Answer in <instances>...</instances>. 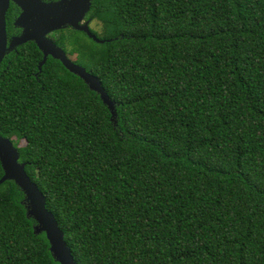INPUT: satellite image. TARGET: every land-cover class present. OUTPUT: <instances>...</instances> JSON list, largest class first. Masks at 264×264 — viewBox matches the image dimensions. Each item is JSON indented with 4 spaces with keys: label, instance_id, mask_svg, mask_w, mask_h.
Returning <instances> with one entry per match:
<instances>
[{
    "label": "trees",
    "instance_id": "1",
    "mask_svg": "<svg viewBox=\"0 0 264 264\" xmlns=\"http://www.w3.org/2000/svg\"><path fill=\"white\" fill-rule=\"evenodd\" d=\"M102 44L49 35L0 64V135L76 264H264V0H93ZM23 146H19L20 142ZM3 172L0 165V178ZM0 185V264H59Z\"/></svg>",
    "mask_w": 264,
    "mask_h": 264
},
{
    "label": "water",
    "instance_id": "2",
    "mask_svg": "<svg viewBox=\"0 0 264 264\" xmlns=\"http://www.w3.org/2000/svg\"><path fill=\"white\" fill-rule=\"evenodd\" d=\"M10 1L21 9L16 25L23 28V33L19 38L14 39L10 47H7L5 18ZM92 1L58 0L45 3L41 0H0V63L15 46L33 42L42 53L38 73L48 57L59 61L69 73L81 79L90 91L99 96L113 120L116 117L115 102L109 98L100 80L87 72L84 67L74 63L60 47L47 38V35L55 31L71 28L85 33L94 42L102 44L104 41L97 39L89 30L88 22L82 24ZM0 165L3 172L0 185L12 181L22 191L26 215L35 222L34 234H45L53 259L59 264H76L55 217L45 207V197L27 176L25 164L19 162L18 149L14 147L11 139L1 135Z\"/></svg>",
    "mask_w": 264,
    "mask_h": 264
},
{
    "label": "flooded vegetation",
    "instance_id": "3",
    "mask_svg": "<svg viewBox=\"0 0 264 264\" xmlns=\"http://www.w3.org/2000/svg\"><path fill=\"white\" fill-rule=\"evenodd\" d=\"M41 1H43L45 3H48V2L58 1V0H41ZM20 14H21V9L16 4H14V2L10 1L9 8H8V10L6 12V18H5L7 47H10V44H12L14 42V39L15 38H19L22 35V33H23V28H21L18 25H16V20L20 16ZM86 15L83 18L82 24L85 23V22H88L89 30L90 31H96V29L94 27L97 26V22H95L94 20L87 19ZM66 29H71V28H66ZM49 35H47L48 39H50ZM27 43H29V42H27ZM31 43H33V42H31ZM22 45H24V44H22ZM17 46H15L11 51L12 52L15 51L16 48H18Z\"/></svg>",
    "mask_w": 264,
    "mask_h": 264
},
{
    "label": "rangeland",
    "instance_id": "4",
    "mask_svg": "<svg viewBox=\"0 0 264 264\" xmlns=\"http://www.w3.org/2000/svg\"><path fill=\"white\" fill-rule=\"evenodd\" d=\"M95 29H96V31H100V28H99V26L97 25V26H95L94 27ZM68 57H69V59H71L72 61L73 60H75V56H69V55H67ZM24 145V143L21 141L20 143H19V146H23Z\"/></svg>",
    "mask_w": 264,
    "mask_h": 264
}]
</instances>
